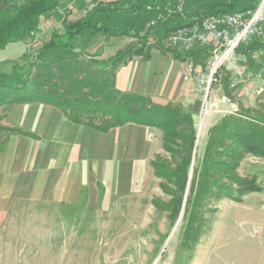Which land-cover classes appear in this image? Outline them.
Returning a JSON list of instances; mask_svg holds the SVG:
<instances>
[{"label":"trees","instance_id":"trees-1","mask_svg":"<svg viewBox=\"0 0 264 264\" xmlns=\"http://www.w3.org/2000/svg\"><path fill=\"white\" fill-rule=\"evenodd\" d=\"M64 1L70 2L0 0V51L13 43H37L41 25L52 19L63 26V32H54L37 58L30 57L29 51L21 61L13 63L10 74L3 71L7 63H0V112L7 115L15 105L46 104L62 110L72 123L101 133L135 123L155 129L158 137L163 134L162 147L175 163L165 156L156 157L152 161L155 176L162 180L161 189L174 198L177 218L188 194L182 238L183 246H194L203 235L201 221L207 197L242 202L256 191V178L242 177L239 169L249 156L264 159V92L255 109L226 115L209 129L205 154L199 158L198 154L195 157V113L181 103L158 105L150 95L118 89L116 72L134 57L149 60L155 49L172 54L182 63L193 58L197 65L206 68L212 57L207 48L198 45L192 51L180 53L167 49L163 41L195 19L245 11L254 8L259 0H187L183 14L154 26L149 25L158 16L148 11V6L177 0L99 2L78 20L70 19L73 11ZM100 37L133 38L142 47H130L108 59L97 60L89 50ZM261 47L264 43L258 40L240 47L253 70L259 67L253 63L252 55ZM222 82L226 95L233 101L231 78H223ZM16 136L39 139L31 133L0 127V154Z\"/></svg>","mask_w":264,"mask_h":264},{"label":"rangeland","instance_id":"rangeland-1","mask_svg":"<svg viewBox=\"0 0 264 264\" xmlns=\"http://www.w3.org/2000/svg\"><path fill=\"white\" fill-rule=\"evenodd\" d=\"M109 1L114 2L102 0ZM69 5L73 20L83 18L89 10L85 7L88 4L77 0H70ZM56 31L62 33L63 26L52 19L37 33V43H13L1 50L0 63H7L3 71L10 74L13 63L21 61L29 51L30 57L37 58ZM130 47L142 45L133 38L100 37L92 44L89 54L97 60L108 59ZM212 61L211 58L209 62ZM190 62L191 59L183 63L185 70ZM232 62L219 70V80L211 86L209 113L205 115L204 95L194 86L201 102L195 112L198 131L195 151L199 158L205 154L211 127L226 115L255 109L262 99L263 85L257 80L236 85L231 103L222 100L226 93L220 79L235 80V70L244 66L241 49ZM194 66L201 70L195 63ZM232 66L236 69L231 70ZM15 107L7 115L0 112V127L27 132L13 118ZM202 122L204 126L200 130ZM161 136L152 138L162 144ZM158 156L175 163L164 148ZM250 157L242 163L239 174L249 180L256 178V191L245 196L242 202L207 197L201 221L203 235L192 247L183 246V218L177 227L184 202L177 218L174 198L161 189L162 180L154 172L144 184L136 185L129 194L116 196L109 203L99 184L101 194L94 209H88L85 204L86 191L76 206L43 201L14 202L0 227V264H264V159L253 157V161Z\"/></svg>","mask_w":264,"mask_h":264},{"label":"crops","instance_id":"crops-1","mask_svg":"<svg viewBox=\"0 0 264 264\" xmlns=\"http://www.w3.org/2000/svg\"><path fill=\"white\" fill-rule=\"evenodd\" d=\"M116 75L122 91L150 95L157 104L181 103L193 113L200 109L194 81L185 78L183 63L172 54L154 50L149 60L134 57ZM12 115L39 140L13 137L0 154V227L18 200L76 206L86 191L85 204L94 209L99 184L107 203L129 194L154 175L152 161L163 150L150 137L158 139V132L135 123L101 133L72 123L62 110L46 104L19 105Z\"/></svg>","mask_w":264,"mask_h":264},{"label":"built area","instance_id":"built-area-1","mask_svg":"<svg viewBox=\"0 0 264 264\" xmlns=\"http://www.w3.org/2000/svg\"><path fill=\"white\" fill-rule=\"evenodd\" d=\"M77 1L88 4L89 10L99 4V0ZM186 3L187 0H177L176 3L169 1L165 5H149L148 11L154 12L158 16L149 26H154L159 21H165L177 14H183ZM254 40L264 43V0H259L254 8L245 11L216 13L195 19L192 24L174 31L163 41V44L167 49H177L180 53L192 51L200 45L207 48L211 53L213 61L209 62L206 68L200 66L201 70L196 69L194 59L189 58L188 61L191 59L192 62L185 70V78L195 80L197 90L204 95L203 114L205 115V113H209L207 109L212 90L211 86L213 83L218 82L219 70L223 67L226 68L227 65H232V61L240 47L250 44ZM241 57H243L244 66L238 69L231 67V70L236 69L235 72H237L235 80L231 81V89H235L236 85L258 80L263 85L260 89L262 94L264 92V47L255 51L252 55L253 63L259 67L257 70L251 68L252 63L249 57L244 54H241ZM227 69L230 68L227 67ZM195 74L196 78L193 79ZM220 81L222 82V78ZM222 100L225 103H231V98L228 95L223 96ZM150 137L154 136L150 135ZM253 157L256 160L262 159L255 156H251L250 159Z\"/></svg>","mask_w":264,"mask_h":264},{"label":"water","instance_id":"water-1","mask_svg":"<svg viewBox=\"0 0 264 264\" xmlns=\"http://www.w3.org/2000/svg\"><path fill=\"white\" fill-rule=\"evenodd\" d=\"M196 146H197V144H196ZM198 147V146H197ZM196 154H197V150L195 151V157H196ZM194 163H195V161H194V159H193V165H192V170H191V178H190V180L192 179V171H193V166H194ZM186 200H187V196H186V198H185V201H184V209H183V212H182V214H181V216H180V218H179V222H178V224H177V227H178V225L180 224V222L182 221V218H183V216H184V212H185V207H186ZM175 229H177V228H175ZM174 232H175V230H174Z\"/></svg>","mask_w":264,"mask_h":264},{"label":"bare ground","instance_id":"bare-ground-1","mask_svg":"<svg viewBox=\"0 0 264 264\" xmlns=\"http://www.w3.org/2000/svg\"><path fill=\"white\" fill-rule=\"evenodd\" d=\"M203 126H204V122H202V123L200 124V126H199V127H200V130H202ZM199 139H200V138H199ZM179 225H180V224H179ZM179 225H178V226H179Z\"/></svg>","mask_w":264,"mask_h":264}]
</instances>
